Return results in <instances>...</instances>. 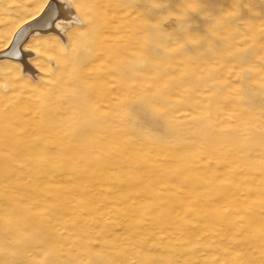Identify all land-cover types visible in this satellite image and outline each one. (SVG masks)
Returning <instances> with one entry per match:
<instances>
[{
    "label": "rangeland",
    "instance_id": "1",
    "mask_svg": "<svg viewBox=\"0 0 264 264\" xmlns=\"http://www.w3.org/2000/svg\"><path fill=\"white\" fill-rule=\"evenodd\" d=\"M45 1L0 0V49ZM65 1L0 63V264H264V0Z\"/></svg>",
    "mask_w": 264,
    "mask_h": 264
},
{
    "label": "bare ground",
    "instance_id": "2",
    "mask_svg": "<svg viewBox=\"0 0 264 264\" xmlns=\"http://www.w3.org/2000/svg\"><path fill=\"white\" fill-rule=\"evenodd\" d=\"M87 5L89 7H91V10L93 13H95L97 15V20H99V18L103 15L102 13V10H101V5L98 4L97 2H94L93 0H85ZM116 1H119V0H114V3ZM127 1V0H126ZM132 1V0H131ZM129 1V2H131ZM134 1H132L133 3ZM123 3V2H122ZM118 4V2H117ZM125 4V3H124ZM123 6V5H122ZM136 6V4H135ZM116 7H119L116 6ZM116 7L113 6V3L111 2L109 4V8H112L113 11H118L116 9ZM130 10V9H129ZM106 12V11H105ZM121 12V9L120 11H118V13ZM127 12V11H126ZM132 12V9L131 11ZM112 13V12H111ZM57 14V16H56ZM75 14V10L69 6L68 2H66L65 0H46L44 2V4L42 5V7L40 6L38 12L36 11V13H34V15L32 17H30L29 19L23 21L22 23H20L15 29L14 31L12 32L10 38L8 39L7 41V44L4 46V48L0 49V53H3L5 52L9 47H10V50L7 51V54L9 55L8 57H0V63L2 62H9V63H16L18 62L19 65L23 67V70L24 71H27L28 73H31L32 69H31V65L28 64V60L31 59V57L33 56V53L35 54L34 51L32 50H28V47H27V43L29 40H31L32 38L34 37H38V36H48V35H57L62 41L65 39L64 38V35H63V32H62V23L64 24H69L70 22H74V23H77V17L74 15ZM105 14V13H104ZM125 15V14H124ZM56 16V17H55ZM104 16V15H103ZM55 17V18H54ZM104 18V17H103ZM111 18V17H110ZM94 19V18H93ZM105 19V18H104ZM103 20V19H102ZM110 22V21H109ZM81 23V22H79ZM84 23V22H83ZM100 23V22H99ZM107 23V22H105ZM120 23V22H118ZM36 25H39L45 29L41 30V29H38V30H33L31 31L28 36L26 37V39L24 40L23 42V47L22 48H18L17 47V44L19 42V40H21L30 30L31 28L35 27ZM92 25V24H91ZM112 25H113V21H112ZM118 25V24H117ZM116 25V26H117ZM103 26V25H102ZM115 26V25H114ZM87 27V26H86ZM107 29V28H106ZM112 29V28H111ZM116 30V29H115ZM132 30H133V27L130 26L129 28V35L128 37L126 38L127 39V45H130L131 42H132V38H133V34H132ZM99 31V30H98ZM111 32V31H110ZM116 33V31H113ZM111 32V33H113ZM88 33V32H87ZM114 34V33H113ZM111 35V34H109ZM91 36V35H90ZM113 36H115L114 38H112V41H111V44H109L110 46L106 47V45L104 44L106 40H100L99 44L95 43V45H93L91 47V49L95 52L98 50H100L102 52L103 51H110L112 54V58H114L115 62L117 63L118 62V66L120 65V60L122 61L121 59V56L123 55L124 53V49H121L120 47H116L115 45L118 44L117 42H115L116 40H119V36L118 34H114ZM87 38V37H86ZM123 38V37H121ZM88 40V39H87ZM98 40V41H99ZM113 42H115L116 44H112ZM97 44V45H96ZM133 44V43H132ZM90 45V44H89ZM126 45V44H125ZM23 50V52H22ZM30 51V52H29ZM21 53V55L23 56L22 57V61L20 62L19 59H15V58H11L10 56H15L16 54L18 53ZM93 52V53H94ZM102 56L104 57V54L102 53ZM102 58V57H101ZM123 58V57H122ZM108 68V67H107ZM112 69V68H110ZM119 69V68H118ZM36 70V69H35ZM108 71V70H107ZM109 73V72H107ZM110 75V74H109ZM86 77L83 78V89L85 88V90H90L92 87L91 85L97 87L98 86V83H99V76L98 77H94V78H90L89 82L86 80ZM126 83V82H125ZM118 84V83H117ZM123 85V84H122ZM128 85V84H127ZM99 88H97L98 90ZM95 88L92 90L95 92ZM1 122V121H0ZM2 123V122H1ZM0 123V134H1V139L4 141V142H9L11 139H10V136L9 134L4 130V128L2 127ZM4 125V124H3ZM0 139V140H1ZM2 142V141H1ZM115 149V151H120L122 149V146L121 145H118V142L117 141H114L113 142V146H111ZM89 149L90 147L88 145H82V144H79L77 147H76V150L75 151H71L67 154V157L70 158V159H73L74 156H76V154H80L83 156V158L81 159L82 163L86 164L87 160H86V154L87 153H90L89 152ZM126 149V148H125ZM122 151V150H121ZM120 153V152H119ZM80 157V156H79ZM88 157V155H87ZM2 156L0 155V164L2 163ZM2 165V164H1ZM88 165V164H87ZM199 173V172H197ZM201 174V173H200ZM192 185V184H191ZM192 189V188H191ZM195 190V189H194ZM189 191V190H188ZM202 201H204L202 199ZM184 202V201H183ZM200 203V202H198ZM231 203V202H229ZM202 206H203V202L201 203ZM201 206V205H200ZM168 212V211H167ZM166 211H164V214L167 213ZM228 215V214H227ZM211 218V217H209ZM207 217V219H209ZM214 218V217H212ZM209 219L211 220L209 222V227H214L215 225V219ZM218 218V217H216ZM225 224H231V217L227 216V217H224L223 220ZM256 221V220H255ZM246 224L250 225L251 222L246 220ZM249 228H252V227H249ZM251 231V230H250Z\"/></svg>",
    "mask_w": 264,
    "mask_h": 264
},
{
    "label": "water",
    "instance_id": "3",
    "mask_svg": "<svg viewBox=\"0 0 264 264\" xmlns=\"http://www.w3.org/2000/svg\"><path fill=\"white\" fill-rule=\"evenodd\" d=\"M56 16H57V14H56ZM55 16V17H56ZM54 17V18H55ZM38 29H41V30H43V29H45V28H43V27H41V26H39V25H36L35 27H33V28H31V30L21 39V40H19V42H18V44H17V47L18 48H21V46H22V44H23V42H24V40L26 39V37L28 36V34L31 32V31H33V30H38ZM10 50V47L5 51V52H3V53H0V57H8L9 55L7 54V51H9ZM11 58H15V59H19V58H21V53L19 52L18 54H16L15 56H10Z\"/></svg>",
    "mask_w": 264,
    "mask_h": 264
}]
</instances>
